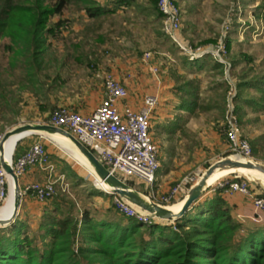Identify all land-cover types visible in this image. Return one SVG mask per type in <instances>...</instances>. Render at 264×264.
I'll use <instances>...</instances> for the list:
<instances>
[{"label": "rangeland", "instance_id": "1", "mask_svg": "<svg viewBox=\"0 0 264 264\" xmlns=\"http://www.w3.org/2000/svg\"><path fill=\"white\" fill-rule=\"evenodd\" d=\"M177 4L182 14L181 35L186 42L195 47H215L224 29L227 25L230 26L228 53L225 56V60L231 66L229 78L226 74L228 67L221 64L224 74L218 80L227 85V80L234 81L238 98L239 85L243 83V75L248 68L264 74V0H177ZM121 18L110 17L103 23L99 32L105 37L104 44L94 41L93 37L87 39L85 31L79 38L75 36L77 32L71 30L72 25L85 26L86 22L73 5L65 10L61 18H54L52 22L64 20L66 26L62 27L63 36L56 34V39H50L51 53L54 54L52 59H57L58 62L56 65L49 64L47 74L50 75V80L42 78L47 84V92L42 97L33 88L23 86L25 83L20 78V71L8 75L9 60L1 51L4 78L11 83L10 92L13 95L9 105L0 102V141L7 132L17 127L47 124L51 112L56 107L64 106L68 100L83 103L89 102L90 98H97L99 94L102 96L106 74L113 73L129 82L138 76L141 79L135 81V84L131 83V88H128L131 96L137 100H145L147 96H157L159 99L152 120L153 138L159 148L161 163L159 173L162 176L170 173V178L179 176V180L167 185L170 189L163 194L165 195L185 177L203 172L215 159L230 154L223 134L227 107L225 103V114L217 121H213L210 114L199 113L198 116H193L186 113L182 117V130L172 134L168 128L176 122L180 114L182 98L177 93V82L171 72L177 70L179 76H186L189 80L194 78L201 80L202 97L205 96L208 79L204 73L192 74L182 66L181 60L187 58L171 40H167L162 31V21L159 23L154 21L156 39H151L152 35L144 33V36L138 39L133 37L134 34L129 29L128 31L121 29L122 20L130 21L132 17L127 15ZM122 36L125 38H120ZM79 39L81 44L76 49L75 45L70 43H76ZM87 40L90 42L87 43ZM147 52L154 55V63L160 68L158 76H154L145 66L139 67L136 62L138 59L142 60ZM76 57H80L84 63H76ZM247 57L251 59L250 62H247ZM233 60H237L236 66ZM128 75L131 79L127 78ZM228 91L229 85L226 97ZM235 106L237 109L236 102ZM245 111L244 116L236 112L240 134L248 139L252 147L255 146V160L264 163V110L255 113L246 106ZM20 142L33 144L42 142L55 165L53 198L45 203L29 199L23 203V211L18 217L28 222L35 233L45 207L50 206L56 199L67 198L74 201L80 210H97L99 215H107L111 208L119 213L114 198L98 187L95 176L91 175L89 167L84 164L82 161L84 159L78 155V151V154L75 152L73 154L68 147L45 135L28 136ZM16 149L17 146L13 158H17ZM126 183L139 191L148 192L151 189V186L136 180ZM26 186H20L21 192ZM95 190L102 194L93 195ZM163 195L156 196L155 200L161 203L160 198ZM24 199L25 196L22 197V201ZM9 226H0V229Z\"/></svg>", "mask_w": 264, "mask_h": 264}, {"label": "trees", "instance_id": "2", "mask_svg": "<svg viewBox=\"0 0 264 264\" xmlns=\"http://www.w3.org/2000/svg\"><path fill=\"white\" fill-rule=\"evenodd\" d=\"M135 1L118 0L109 9L95 0H0V102L9 105L13 95L11 83L4 78L1 51L9 60L8 75L20 71L23 86L42 97L47 92L42 78L50 80L49 64L58 62L52 59L50 39H56V31L66 26L64 20L54 23L53 19L61 18L73 5L85 11L91 21L85 29L87 39L93 37L104 44L105 37L99 32L103 23L116 7ZM151 1L143 13L159 23L163 19L159 0ZM181 63L192 74L204 73L208 87L202 97L201 80L179 76L177 70L171 72L182 98L180 114L168 128L172 134L182 130L186 113L210 114L217 121L226 109L228 85L218 80L224 74L223 66L211 57L195 62L182 59ZM233 63L238 64L237 60ZM236 103L241 116L246 115V106L255 113L264 110L262 72L247 69ZM92 194L102 193L95 190ZM106 214L80 210L67 198L56 199L45 207L36 233L21 218L0 229V264H264V222L255 227L239 222L220 192L201 200L175 222L144 224L112 208Z\"/></svg>", "mask_w": 264, "mask_h": 264}, {"label": "built area", "instance_id": "3", "mask_svg": "<svg viewBox=\"0 0 264 264\" xmlns=\"http://www.w3.org/2000/svg\"><path fill=\"white\" fill-rule=\"evenodd\" d=\"M158 8L163 16V33L190 62L211 57L216 62L228 67L226 74L229 78L231 66L225 60V56L228 53L227 40L230 26L227 25L224 29L215 47H195L186 42L181 35L182 14L177 0H159ZM62 30L64 29L57 30V35L63 36L64 31ZM141 62L154 76L160 74V68L155 65L152 53L147 52ZM127 78L131 79V76L128 75ZM227 82L229 91L226 97L227 113L224 119L223 134L229 146V153L242 160L255 159L253 147L248 139L240 134L235 106L236 83L229 80ZM128 98L129 91L125 83L117 79L113 73H109L104 78L102 100L93 112L84 114L75 108L59 106L51 112L47 125L71 134L92 151L114 176L125 183L136 180L153 187L157 180V173L161 169L159 148L152 133L153 114L159 99L157 96H147L142 108L137 110L127 105ZM9 163L19 179V184L20 179L33 167L38 166L47 174V179L43 184L27 185L21 192L22 197H31L42 203L53 198L55 194V165L42 142L33 144L22 156L12 157ZM201 173L202 171L196 175L185 177L160 198V204L172 205L179 202L189 188L195 184ZM9 192V175L0 161V209L5 206ZM216 192H220L222 196L238 194L250 200L256 211L252 221L256 224L264 222V197L258 196L248 181L233 176L227 177L216 183L209 194ZM111 196L121 215L149 225L158 222L152 215L125 199L117 195Z\"/></svg>", "mask_w": 264, "mask_h": 264}, {"label": "water", "instance_id": "4", "mask_svg": "<svg viewBox=\"0 0 264 264\" xmlns=\"http://www.w3.org/2000/svg\"><path fill=\"white\" fill-rule=\"evenodd\" d=\"M27 133H30L31 136L42 135L41 133H61L66 135L74 143L80 153L87 159L98 178L105 186H107L108 189L104 190L107 194L117 195L125 199L139 209L152 215L158 221L175 222L181 220L198 202H200L205 196L209 195V192L216 183L231 176L248 181L251 184L253 191L258 196H264V163L255 159L242 160L228 154L227 156L213 161L207 168H205L195 184L189 188L185 196L179 202L172 205H163L114 176L92 151L82 145L68 132L47 124H29L7 132L0 141V161L5 171L13 179L16 189L15 212L11 219L0 222V226L11 225L18 218L19 210L22 206V193L19 179L11 167V164L5 159L4 144L12 136L23 134L28 135ZM177 205H181L180 208L175 211L172 210V208Z\"/></svg>", "mask_w": 264, "mask_h": 264}, {"label": "crops", "instance_id": "5", "mask_svg": "<svg viewBox=\"0 0 264 264\" xmlns=\"http://www.w3.org/2000/svg\"><path fill=\"white\" fill-rule=\"evenodd\" d=\"M95 1L100 6H104V7H107L109 9H112V8H114V6H116L118 0H95ZM149 2L151 4L152 1L151 0H136L135 3H133L131 5L122 4L118 8L116 7V9H117L116 12L113 13L112 15H110L108 18H110V17L121 18L123 16L129 15V17H132L130 21H127L126 19H124L120 23L121 25H123V26H121L122 30L128 31V29H129L134 34V36H133L134 38L140 39L141 36L142 37L144 36L143 35V33H144L145 35H149V36L152 35L150 38L154 39L155 35H156L155 30H154V20H153L154 16L148 17V16H146L145 13H143V10H144L143 7H146ZM80 13H81V17H83V19H85V22L87 23V25H86V23H85V26H77L75 24L72 25L71 30H73L74 32H77V34L75 36H77L78 38L80 37V35L82 36L81 33H83L85 31L86 27L91 24V21L88 18V16L86 15L85 11H81ZM121 19H123V18H121ZM127 34H129V33H127ZM120 38L123 39L125 37L122 36ZM120 38H118V39L120 40ZM74 43L75 42H71L70 44L80 45L81 44L80 39L78 42H76L75 44ZM76 59H75L76 63H79V64L84 63L83 62L84 60H80V57H76ZM141 61L142 60H140V59H138V61L136 60V62H138L139 67L144 66V64H142ZM145 68H146V66H145ZM113 75H115V74H113ZM115 77L117 79L123 81L128 88L129 87L131 88V83L135 84V81L141 79L138 76H136V77H134L133 81L129 82L125 78H119L116 75H115ZM101 98H102V96L99 94L97 96V98L96 97L90 98L89 102L84 101L83 103H81V102L68 100V102H65L63 105L73 107L81 113L89 114L90 112H93L99 106ZM143 101H144V99L137 100L136 97L135 98L132 97L131 93H129V98H128L126 103H127V105L131 106L132 108L139 110L143 106ZM87 106H89L90 108H87ZM29 136H31V135H29ZM18 140H19V138H17L16 143ZM16 143H15V148H16ZM32 145H33V143L20 142L17 145L16 157L22 156ZM14 152L15 151H13V153L8 157L9 161H11V158L13 157ZM217 159H215V160H217ZM159 172H160V170L157 173L156 183L153 187H151L150 191H148V192L140 191L141 193L155 199L156 196L160 197L161 195H163L165 192H167L170 189L169 187H167L168 184H170L173 181L179 180V178H178L179 176L178 177L176 176V178H170V173H166V175L162 176L161 173H159ZM45 179H47V174L40 167L36 166V167L31 168L27 172V174L23 178L20 179V186L25 187L26 185H29L32 183H42V182H44ZM212 195L213 194H209L205 197H210ZM223 197L225 198L229 207L231 208L233 216L239 222L247 225L248 227H255L257 225L256 223H254L252 221V218L255 216L256 211H255V207H254L253 203L250 200H248V199H246V198H244L238 194L223 196ZM29 199L35 200L31 197H25V199L22 201V206L19 210V216L18 217H20L21 211H23V203L27 202ZM27 210L28 209L26 208V211Z\"/></svg>", "mask_w": 264, "mask_h": 264}, {"label": "bare ground", "instance_id": "6", "mask_svg": "<svg viewBox=\"0 0 264 264\" xmlns=\"http://www.w3.org/2000/svg\"><path fill=\"white\" fill-rule=\"evenodd\" d=\"M28 135H15L12 136L5 144H4V152H5V159L9 161V156L13 153V151L15 150V143L17 138H19V140L16 143V146L18 144V142L20 141L21 138L27 137L30 135V133H27ZM42 135L45 136H50V138H52L53 140H56V142L63 144L64 146L68 147V149L70 150L71 153L74 154L79 152L78 155H81L82 158L85 160H82L84 162L85 165H87V167H89L91 175L95 176L96 178V182L98 183V187H100L103 190H107V186H105L103 184V182L98 178V176L95 174L93 168L91 167V165L89 164V162L87 161V159L80 153V151L77 149V147L74 145V143L69 140V138L61 133H55V134H49V133H41ZM63 135V136H62ZM22 140V139H21ZM77 149V150H75ZM78 151V152H77ZM76 156V155H75ZM78 157V156H77ZM9 181H10V192H9V197L7 199V202L5 204V206H3L0 209V222L2 221H7L9 219H11V217L13 216L14 212H15V201H16V189H15V184L13 179L9 176ZM12 196V198H11ZM181 205H177L174 208H172V210H178L180 208Z\"/></svg>", "mask_w": 264, "mask_h": 264}]
</instances>
